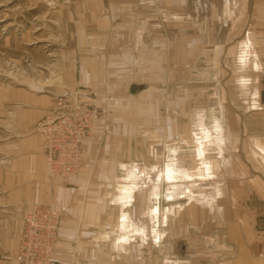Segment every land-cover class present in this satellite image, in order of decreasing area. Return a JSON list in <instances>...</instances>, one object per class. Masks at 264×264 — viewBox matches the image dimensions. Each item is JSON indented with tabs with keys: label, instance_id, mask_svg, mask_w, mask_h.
I'll use <instances>...</instances> for the list:
<instances>
[{
	"label": "rangeland",
	"instance_id": "obj_1",
	"mask_svg": "<svg viewBox=\"0 0 264 264\" xmlns=\"http://www.w3.org/2000/svg\"><path fill=\"white\" fill-rule=\"evenodd\" d=\"M149 1L144 11L149 27L139 41L136 31L129 40L125 35L122 43L118 39L111 50L123 53V58L97 49L103 64L92 66L95 78L88 82L80 79L79 62L95 51L85 45L80 26L100 27L92 37L108 51L109 21L80 15L83 0H0V109L24 105L19 100L25 91L52 96L50 110L63 99L98 103L102 117L85 142L99 137L96 152L104 160L110 158L111 148L114 151L111 179L107 189L102 186V195L107 193L105 199L120 207L118 217H127L133 235L130 252L112 259L117 264H194L196 257L189 250L202 237L210 240L214 232L203 218L229 215L217 202L222 200V185L236 178H211L207 165L223 148L225 127L233 115L227 109L241 101L240 77L236 66L231 70L238 49L227 50L238 42L232 30L236 18L211 16V9L222 3L218 0L201 2L194 18L183 10L185 4L172 10L162 8L161 0ZM207 7L208 16L200 14ZM262 8L264 12V4ZM244 19L249 29L259 32L251 55L255 50L262 64L247 74L264 76V16ZM125 23L112 18L111 26L133 29L139 21ZM138 48L147 55L137 56ZM112 98L105 106L103 99ZM3 124L1 136L7 135ZM225 164L233 167L231 159ZM122 228L117 225L114 231L121 233Z\"/></svg>",
	"mask_w": 264,
	"mask_h": 264
},
{
	"label": "crops",
	"instance_id": "obj_2",
	"mask_svg": "<svg viewBox=\"0 0 264 264\" xmlns=\"http://www.w3.org/2000/svg\"><path fill=\"white\" fill-rule=\"evenodd\" d=\"M203 1L209 0H161V7L177 10L185 4L186 9L183 10L194 18L199 15L198 8ZM218 1L222 3L211 9V16L236 18L232 30L237 32L238 42L236 47L227 46V50L238 49V61H234L231 70L236 66L242 88L238 94L241 101L227 109V113L233 115L229 116L225 127L227 133L222 138L223 148L217 157L210 158L206 164L210 166L208 176L211 178L215 175L236 178L222 185V200L217 202L229 215L204 217L206 225H213V236L210 240L206 235L199 239L189 254L192 256L193 253L196 257L192 262L194 264H264V76L247 74L256 72L262 64L255 50L251 55V49L257 43L254 41L255 33L259 32L249 29L246 21H243L246 16H264V0ZM83 3L84 9L80 15L100 16L109 21L107 33H110L108 38L111 40L107 51L96 36L92 37L99 33L100 27L80 26L79 32L87 42L85 45L92 47V54L95 51L93 56L86 51L83 62H79L80 79L90 82L95 78L92 66L103 64L102 58H97V49L108 53L111 58H123V53L111 50L119 44L118 39L122 43L125 35L129 40L136 31L139 41V37L148 29L149 14H144V11L150 1L83 0ZM208 11L207 7L200 14L205 12V16H208ZM112 18H120L129 25L139 21L140 25L133 29L127 25V28L123 25L113 27ZM143 49H137V56L143 58L147 55ZM251 83L252 89H247L246 86ZM99 91L96 89L98 96H103ZM21 93L19 101L24 105L0 109V123H4L1 128L7 134L0 135V264H20L16 255L24 217L36 203H51L63 213L49 264H117L112 258L117 253L124 255L130 252V238L133 235L127 230L130 229L127 227L130 226L127 217H118L120 207L105 199L107 193L102 195V186L107 189L111 179L109 164L111 157L115 159L114 151L111 148L110 158L104 160L96 152L99 137L90 139L83 144L85 162L82 174L65 178L50 177L42 137L36 126L49 112L52 96L46 94L39 97L28 91ZM113 99H103L104 105L109 107ZM103 125L99 129H103ZM228 158L233 161L232 168L225 164ZM177 220L181 221L180 218ZM117 225L123 226L121 233L114 231Z\"/></svg>",
	"mask_w": 264,
	"mask_h": 264
},
{
	"label": "built area",
	"instance_id": "obj_3",
	"mask_svg": "<svg viewBox=\"0 0 264 264\" xmlns=\"http://www.w3.org/2000/svg\"><path fill=\"white\" fill-rule=\"evenodd\" d=\"M62 101V100H61ZM38 125L49 176L70 177L82 173L84 142L102 117L93 101L63 99ZM63 214L52 204L36 205L24 217L19 250L20 264H49L58 239Z\"/></svg>",
	"mask_w": 264,
	"mask_h": 264
},
{
	"label": "bare ground",
	"instance_id": "obj_4",
	"mask_svg": "<svg viewBox=\"0 0 264 264\" xmlns=\"http://www.w3.org/2000/svg\"><path fill=\"white\" fill-rule=\"evenodd\" d=\"M164 176H167V175L165 174ZM164 176H163V178H164ZM167 178L169 179V177H168V176H167Z\"/></svg>",
	"mask_w": 264,
	"mask_h": 264
},
{
	"label": "water",
	"instance_id": "obj_5",
	"mask_svg": "<svg viewBox=\"0 0 264 264\" xmlns=\"http://www.w3.org/2000/svg\"><path fill=\"white\" fill-rule=\"evenodd\" d=\"M134 89H135V88L133 87L132 90L134 91Z\"/></svg>",
	"mask_w": 264,
	"mask_h": 264
}]
</instances>
